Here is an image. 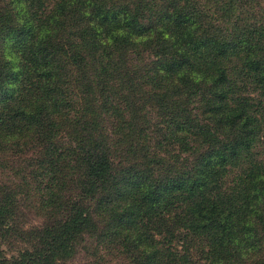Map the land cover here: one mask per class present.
Instances as JSON below:
<instances>
[{"label": "trees", "instance_id": "16d2710c", "mask_svg": "<svg viewBox=\"0 0 264 264\" xmlns=\"http://www.w3.org/2000/svg\"><path fill=\"white\" fill-rule=\"evenodd\" d=\"M79 250L264 264V0H0V264Z\"/></svg>", "mask_w": 264, "mask_h": 264}, {"label": "rangeland", "instance_id": "374dc122", "mask_svg": "<svg viewBox=\"0 0 264 264\" xmlns=\"http://www.w3.org/2000/svg\"><path fill=\"white\" fill-rule=\"evenodd\" d=\"M28 225L30 224H38L40 222L39 219L29 216L27 219ZM70 264H94L93 259L88 255L84 254L83 251L79 250L76 256L71 260Z\"/></svg>", "mask_w": 264, "mask_h": 264}]
</instances>
